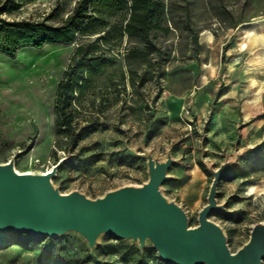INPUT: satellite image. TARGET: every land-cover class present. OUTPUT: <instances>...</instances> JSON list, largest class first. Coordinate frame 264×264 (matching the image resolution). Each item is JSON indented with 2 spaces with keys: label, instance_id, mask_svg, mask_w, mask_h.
Returning a JSON list of instances; mask_svg holds the SVG:
<instances>
[{
  "label": "rangeland",
  "instance_id": "1",
  "mask_svg": "<svg viewBox=\"0 0 264 264\" xmlns=\"http://www.w3.org/2000/svg\"><path fill=\"white\" fill-rule=\"evenodd\" d=\"M78 1L26 0L6 7L0 0V43L3 19L58 25ZM178 1V28L152 35L162 59L157 51L126 60L133 41H110L108 51L121 56L76 102L79 126L94 123L77 145L59 140L55 130L56 92L77 42L23 45L15 58L0 50V163L46 173L64 159L54 186L95 199L146 183L149 157L165 161L171 155L161 190L193 227L208 202L213 170L227 162L217 194L223 208L209 218L236 252L264 222V192L251 189L264 184V0ZM188 17L199 32L198 45ZM0 264L176 263L161 260L150 241L141 249L139 241L110 233L91 247L76 231H0Z\"/></svg>",
  "mask_w": 264,
  "mask_h": 264
},
{
  "label": "water",
  "instance_id": "2",
  "mask_svg": "<svg viewBox=\"0 0 264 264\" xmlns=\"http://www.w3.org/2000/svg\"><path fill=\"white\" fill-rule=\"evenodd\" d=\"M64 159L48 172H19L14 162L0 163V231H28L57 236L81 233L95 247L102 233L133 239L143 249L150 241L159 258L176 264H262L264 222L254 225L249 241L232 252L222 227L209 218L223 208L218 184L224 163L213 170L208 202L199 212V224L191 227L185 210L162 192V184L174 159H148L149 180L139 186H123L92 199L79 191L63 193L53 184Z\"/></svg>",
  "mask_w": 264,
  "mask_h": 264
},
{
  "label": "trees",
  "instance_id": "3",
  "mask_svg": "<svg viewBox=\"0 0 264 264\" xmlns=\"http://www.w3.org/2000/svg\"><path fill=\"white\" fill-rule=\"evenodd\" d=\"M16 1L26 0H6V7L16 6ZM178 4V0H79L58 25L30 19H3L0 50L15 58L23 45L41 47L58 41L77 42L55 98L56 135L59 140L67 139L77 145L91 131L94 123L79 126L76 102L91 88V83L121 56L108 51L110 41L114 38L120 44L126 36L133 41V47L124 56L126 60L143 52L151 55L158 51L160 55L161 47L153 41L152 35L156 31L168 35L172 27L178 28ZM58 10L56 7L49 16ZM186 24L191 39L198 45L199 32L191 29V17ZM200 165L205 168L202 162ZM23 242L29 244V240Z\"/></svg>",
  "mask_w": 264,
  "mask_h": 264
},
{
  "label": "bare ground",
  "instance_id": "4",
  "mask_svg": "<svg viewBox=\"0 0 264 264\" xmlns=\"http://www.w3.org/2000/svg\"><path fill=\"white\" fill-rule=\"evenodd\" d=\"M252 28V27H251ZM249 30V29H248ZM254 30V29H253ZM255 36V35H254ZM253 42V41H252ZM17 171H19V170H17ZM19 172H21V171H19ZM29 173V172H28ZM249 189H250V187H249ZM251 189H252V191L254 192V193H256L257 191H259V190H262L263 192H264V184L262 183V181L261 182H257V183H254V184H252L251 185ZM251 192V191H250ZM258 193V192H257Z\"/></svg>",
  "mask_w": 264,
  "mask_h": 264
}]
</instances>
